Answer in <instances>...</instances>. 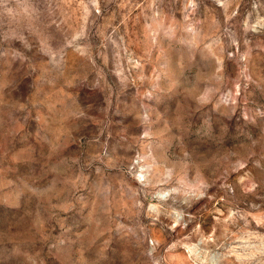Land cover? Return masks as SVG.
<instances>
[{
    "label": "rangeland",
    "instance_id": "rangeland-1",
    "mask_svg": "<svg viewBox=\"0 0 264 264\" xmlns=\"http://www.w3.org/2000/svg\"><path fill=\"white\" fill-rule=\"evenodd\" d=\"M0 264H264V0H0Z\"/></svg>",
    "mask_w": 264,
    "mask_h": 264
}]
</instances>
